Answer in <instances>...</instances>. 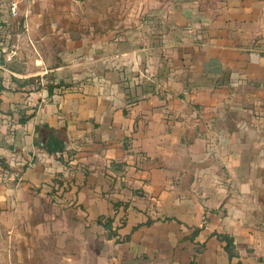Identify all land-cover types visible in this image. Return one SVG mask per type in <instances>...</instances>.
<instances>
[{"label":"crops","instance_id":"crops-1","mask_svg":"<svg viewBox=\"0 0 264 264\" xmlns=\"http://www.w3.org/2000/svg\"><path fill=\"white\" fill-rule=\"evenodd\" d=\"M13 1L0 204L26 209L27 264H264V0ZM132 21L170 30L131 47Z\"/></svg>","mask_w":264,"mask_h":264},{"label":"rangeland","instance_id":"rangeland-1","mask_svg":"<svg viewBox=\"0 0 264 264\" xmlns=\"http://www.w3.org/2000/svg\"><path fill=\"white\" fill-rule=\"evenodd\" d=\"M123 1H125V3L129 5L132 4L131 2H133L134 0H118V2ZM107 2L108 1L106 0H102L103 4H106ZM134 3H136V1H134ZM81 13L82 14L80 15L76 24L88 25L86 30L90 32L92 28L90 27V25H92L90 22L92 18L91 12L88 9H85ZM154 17L155 16H152L150 19ZM124 26L127 27L124 28V31H121V29L116 30V32L121 34L125 32L124 35H128L130 37L129 43L131 47L136 48H142V46H152V44H157L158 41H161L164 38V35L170 30L168 25H157L156 22H152L150 23V25H138L137 23L132 21L131 25ZM98 31L100 32L101 29H99ZM106 53V51L101 52V54ZM82 58H85V56L83 55ZM87 67L86 71H88ZM1 172L2 171L0 169V173ZM3 177L6 178V175H4ZM3 177H0L1 181H4ZM26 218V209H21L19 207L14 208L9 204L6 206L0 204V264H27L28 260L30 261L31 258H35L33 257V255H31V258L28 257V223Z\"/></svg>","mask_w":264,"mask_h":264},{"label":"trees","instance_id":"trees-1","mask_svg":"<svg viewBox=\"0 0 264 264\" xmlns=\"http://www.w3.org/2000/svg\"><path fill=\"white\" fill-rule=\"evenodd\" d=\"M29 119L30 117H27V118L21 117L19 121L21 124H24ZM40 146L50 154H54L56 152H62L64 150V143L56 140L55 138H50L46 144L40 145ZM0 166H4V162L0 161ZM104 226L106 228H110L108 224H104ZM217 237L222 242H226L225 250L230 256V258H233L234 257V247H235L233 238L225 234H217Z\"/></svg>","mask_w":264,"mask_h":264},{"label":"built area","instance_id":"built-area-1","mask_svg":"<svg viewBox=\"0 0 264 264\" xmlns=\"http://www.w3.org/2000/svg\"><path fill=\"white\" fill-rule=\"evenodd\" d=\"M45 1H47V0H15L11 3V12H12L13 16H17L20 3L31 6L34 4L43 3Z\"/></svg>","mask_w":264,"mask_h":264}]
</instances>
